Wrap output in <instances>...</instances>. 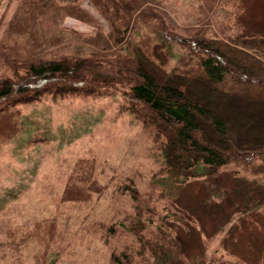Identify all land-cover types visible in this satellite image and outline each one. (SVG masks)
<instances>
[{"label":"trees","instance_id":"1","mask_svg":"<svg viewBox=\"0 0 264 264\" xmlns=\"http://www.w3.org/2000/svg\"><path fill=\"white\" fill-rule=\"evenodd\" d=\"M81 1L18 0L0 40V65L9 71L0 72V142L20 130L19 103L45 94L118 90L127 111L158 143L162 184L198 178L216 196L202 201L206 212L226 204L239 220L264 207V37L251 51L241 46L242 35L222 38L204 26L180 31L171 20L169 25L152 6L158 0H88L107 24L103 31ZM217 1L200 0V7L209 13ZM66 16L98 29L81 37L61 27ZM173 45L183 49L180 58ZM94 166L87 158L77 162L62 200L84 202L101 192ZM123 190L134 205L126 216L132 243L113 249L110 264H188L177 211L156 214L136 186ZM43 221L49 229L55 225ZM183 227L187 233L189 224ZM35 233L7 243H23Z\"/></svg>","mask_w":264,"mask_h":264},{"label":"rangeland","instance_id":"2","mask_svg":"<svg viewBox=\"0 0 264 264\" xmlns=\"http://www.w3.org/2000/svg\"><path fill=\"white\" fill-rule=\"evenodd\" d=\"M17 2L0 0V40ZM80 6L107 30L88 0ZM152 6L180 31L204 26L222 38L242 35L247 50H255L264 37V0H218L209 13L200 0H158ZM61 27L85 38L98 29L71 16ZM170 50L178 58L184 53L176 45ZM5 70L0 65V72ZM124 103L120 91L110 90L98 96L45 94L18 104L20 130L0 142V264H110L113 249L132 243L126 216L134 205L122 191L128 185L150 198L156 214L177 211L175 227L186 239L188 264H264V207L239 220L240 214L226 204L206 212L202 201L216 196L198 178L187 175L180 177L183 183L162 184L157 173L164 158L158 143ZM81 158L94 161V178L102 190L88 201H64L63 189ZM45 218L55 223L52 235ZM183 223L194 240H188ZM33 231L38 237L8 245Z\"/></svg>","mask_w":264,"mask_h":264}]
</instances>
